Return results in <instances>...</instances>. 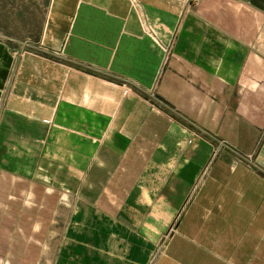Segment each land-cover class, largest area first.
<instances>
[{
	"label": "crops",
	"instance_id": "1",
	"mask_svg": "<svg viewBox=\"0 0 264 264\" xmlns=\"http://www.w3.org/2000/svg\"><path fill=\"white\" fill-rule=\"evenodd\" d=\"M0 264H264V0H50L0 39Z\"/></svg>",
	"mask_w": 264,
	"mask_h": 264
},
{
	"label": "rangeland",
	"instance_id": "2",
	"mask_svg": "<svg viewBox=\"0 0 264 264\" xmlns=\"http://www.w3.org/2000/svg\"><path fill=\"white\" fill-rule=\"evenodd\" d=\"M50 0H0V39L13 48H30L41 34Z\"/></svg>",
	"mask_w": 264,
	"mask_h": 264
}]
</instances>
